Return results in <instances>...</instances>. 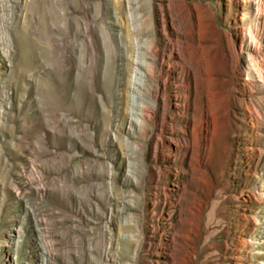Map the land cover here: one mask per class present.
Returning <instances> with one entry per match:
<instances>
[{"label":"rangeland","instance_id":"374dc122","mask_svg":"<svg viewBox=\"0 0 264 264\" xmlns=\"http://www.w3.org/2000/svg\"><path fill=\"white\" fill-rule=\"evenodd\" d=\"M168 5L177 28L195 24L205 57L223 47L233 67L209 96L194 176L168 139L184 145L182 119H167L177 133L156 153L161 112L131 121V77L112 46L121 34L129 44L138 13L161 43ZM85 18L103 48L93 79ZM1 25L0 264H264V0H0ZM68 52L77 65L59 67ZM179 208L194 220L174 262L164 245Z\"/></svg>","mask_w":264,"mask_h":264},{"label":"bare ground","instance_id":"6f19581e","mask_svg":"<svg viewBox=\"0 0 264 264\" xmlns=\"http://www.w3.org/2000/svg\"><path fill=\"white\" fill-rule=\"evenodd\" d=\"M159 12V22L162 25L159 31L164 34V39L161 43L154 36L144 37V28L143 24L140 23L141 16L138 13V15L134 14V16H131L135 24L132 26L130 39L128 38L129 44L125 42V38L121 34L118 37V41L114 40L117 43H113L112 46L116 49L118 48L119 52L117 51V57L124 63V67L126 65L128 75L131 77L129 84L131 91V101L129 103L131 121L140 123L145 119L152 124L156 115L155 110L158 109L161 112L159 119L157 118L155 120V128L160 132V135L162 134L164 140L162 139L161 142L159 140L151 142L150 147L151 152L156 153L157 150H160V146H165V137L163 134L166 133V130L170 131L171 134L177 133L174 128H166L167 119H182L185 123V126L182 127L185 134L184 145L178 139L173 140L167 137L169 142L175 144L182 158L188 160L189 168L188 172L186 171L188 175L191 174L194 176L197 175L199 170L197 166L199 158L206 151L204 144L208 139L210 125L207 109L209 96L213 95L216 98L223 93L222 90H224V86L227 84H225L224 78L230 75V70L233 67L230 65V55L222 50L223 47L221 49H210L207 57H205L209 47L201 50L195 44L196 27L192 21H189L188 30L179 29L175 26L170 5L166 8L161 6ZM85 26L86 30L92 35V38L89 40L87 57L82 66L89 70L90 77L93 79L99 74L97 59L102 54L103 48L99 35L86 18ZM0 33L1 44L8 47L11 38L4 25H1ZM175 40L180 43H176ZM66 41L67 39H63V42ZM56 45H58V42ZM66 58L63 63H58V66L65 64L67 67L74 68L77 65L75 62L76 59H74L71 53L68 52ZM147 90L155 97L154 110H150L149 108L148 104L150 101L142 97L143 92ZM172 108L174 111L170 113V109ZM197 112L200 113L199 120L196 118ZM165 153L163 150L164 155ZM162 175L163 172H157L158 184ZM190 180L191 178L188 177L186 180L187 183ZM178 188H180V185L177 186ZM170 190V187L161 188L156 190V194L162 192L167 196ZM193 214V208L190 210L179 208L177 221L170 222L173 237L164 247L167 250L165 254L173 258L174 262L181 246L179 237L185 240L189 239L190 232L192 231L190 226L194 220ZM167 215L170 218L172 217L171 210L167 212ZM187 225L190 226L188 227ZM105 257L109 258V255Z\"/></svg>","mask_w":264,"mask_h":264}]
</instances>
